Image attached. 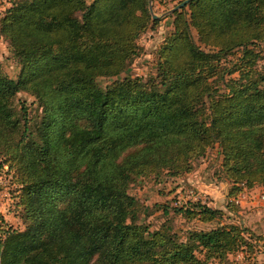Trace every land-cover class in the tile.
Segmentation results:
<instances>
[{"label": "trees", "instance_id": "1", "mask_svg": "<svg viewBox=\"0 0 264 264\" xmlns=\"http://www.w3.org/2000/svg\"><path fill=\"white\" fill-rule=\"evenodd\" d=\"M7 1L0 37L20 73L10 78L0 64V157L19 173L25 228L0 212V264H228L264 252V234L240 223L183 238L152 230L128 191L139 177L190 172L216 146L228 198L264 192V70L249 74L264 60V0H189L171 13L156 75L105 87L96 78L123 73L158 22L149 0ZM232 55L225 79L218 67ZM20 91L40 110L16 106ZM174 211L203 223L224 212L200 200Z\"/></svg>", "mask_w": 264, "mask_h": 264}, {"label": "rangeland", "instance_id": "2", "mask_svg": "<svg viewBox=\"0 0 264 264\" xmlns=\"http://www.w3.org/2000/svg\"><path fill=\"white\" fill-rule=\"evenodd\" d=\"M90 3L91 0H86ZM181 0H151L154 13L158 16V22L150 26L137 39L138 54L131 60L125 71L118 76H99L96 82L105 87L114 79L123 76L140 77L144 80L154 77L157 73L158 49L167 35L173 30L171 13H167ZM7 0H0V15L8 6ZM196 40V34L193 33ZM238 55L224 58L219 65V70L224 78L237 61ZM0 64L3 71L13 79H17L20 67L14 57L8 42L0 37ZM264 60H258L256 66L249 68L250 76H257L263 71ZM243 68V67H242ZM246 70V69H245ZM238 71L234 73L237 75ZM213 84L219 85V90H225L220 76ZM15 105L25 102L30 114L40 110L35 98L23 91L17 93ZM0 157V212L6 222L13 229L23 230L25 224L20 218V207H15L22 186L19 183V173L15 168H10L7 162ZM222 155L215 147L207 148L205 153L192 161V169L177 177H167L161 174L158 177L152 175L139 177L129 185V193L136 196L139 201V221L150 226V229L169 227L172 231L184 237L188 229H208L218 223H240L250 228L255 234H264V198L261 190L254 187L241 199L240 203L229 201L227 197L229 184L224 177L221 167ZM195 199L205 200L207 205L222 209L223 215L212 222L203 223L197 219L187 220L174 211V207L184 205L187 201ZM242 257L235 259L230 256L228 264H264V252L256 246L253 253L241 251Z\"/></svg>", "mask_w": 264, "mask_h": 264}, {"label": "built area", "instance_id": "3", "mask_svg": "<svg viewBox=\"0 0 264 264\" xmlns=\"http://www.w3.org/2000/svg\"><path fill=\"white\" fill-rule=\"evenodd\" d=\"M261 191H262V190H261ZM248 193H250V191L244 189L243 191H241L240 193H238L236 196H232V197H230V201H231V202H234L235 204H236V203H240L241 199L246 198V195H247ZM261 193H262V194H261V197L264 198V192L262 191ZM196 200H200L202 203H207L205 200L195 199V201H196ZM236 256H237L238 258H240V257L242 256L241 252H237V253H236Z\"/></svg>", "mask_w": 264, "mask_h": 264}, {"label": "water", "instance_id": "4", "mask_svg": "<svg viewBox=\"0 0 264 264\" xmlns=\"http://www.w3.org/2000/svg\"><path fill=\"white\" fill-rule=\"evenodd\" d=\"M188 1H189V0H183V1L179 2V3H177V4L174 5L171 9H169V10L167 11V13H173L175 10H177V9H179V8H181V7H183V6H185L186 3H187ZM148 9H149V12H150V14H151L152 19H157L158 16H157V15L154 13V11H153L152 4H151V0H149V6H148Z\"/></svg>", "mask_w": 264, "mask_h": 264}, {"label": "crops", "instance_id": "5", "mask_svg": "<svg viewBox=\"0 0 264 264\" xmlns=\"http://www.w3.org/2000/svg\"><path fill=\"white\" fill-rule=\"evenodd\" d=\"M257 188L260 189V190H262L260 186H257ZM241 254H243V253L241 252ZM230 256H231V257H234L235 259H238V257L236 256V253H235V254H231V255H229V259H230ZM241 257H242V256H241ZM241 257H240V258H241Z\"/></svg>", "mask_w": 264, "mask_h": 264}]
</instances>
